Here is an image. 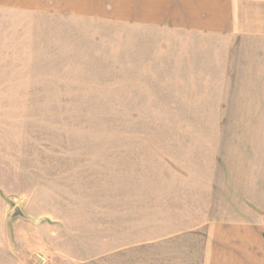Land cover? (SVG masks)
<instances>
[{"label":"rangeland","instance_id":"rangeland-1","mask_svg":"<svg viewBox=\"0 0 264 264\" xmlns=\"http://www.w3.org/2000/svg\"><path fill=\"white\" fill-rule=\"evenodd\" d=\"M185 54L167 31L0 6V264H171L154 241L185 169Z\"/></svg>","mask_w":264,"mask_h":264},{"label":"crops","instance_id":"crops-1","mask_svg":"<svg viewBox=\"0 0 264 264\" xmlns=\"http://www.w3.org/2000/svg\"><path fill=\"white\" fill-rule=\"evenodd\" d=\"M0 6L167 31L185 41V58L172 65L171 96L174 119L187 128L185 169H176L181 182L170 230L154 242L171 245V264L181 263L180 247L191 252V238H199L198 264H264V0H0Z\"/></svg>","mask_w":264,"mask_h":264},{"label":"water","instance_id":"water-1","mask_svg":"<svg viewBox=\"0 0 264 264\" xmlns=\"http://www.w3.org/2000/svg\"><path fill=\"white\" fill-rule=\"evenodd\" d=\"M15 214H17V216H24L21 212V210H19V208H16L15 210Z\"/></svg>","mask_w":264,"mask_h":264}]
</instances>
